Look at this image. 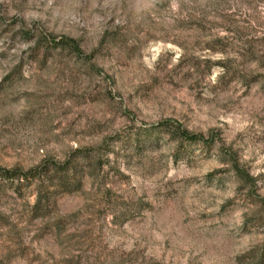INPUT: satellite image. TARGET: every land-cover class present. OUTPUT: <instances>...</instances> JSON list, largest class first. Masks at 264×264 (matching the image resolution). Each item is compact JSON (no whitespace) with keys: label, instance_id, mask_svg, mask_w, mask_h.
<instances>
[{"label":"rangeland","instance_id":"obj_1","mask_svg":"<svg viewBox=\"0 0 264 264\" xmlns=\"http://www.w3.org/2000/svg\"><path fill=\"white\" fill-rule=\"evenodd\" d=\"M69 162L0 264H264V0H0V170Z\"/></svg>","mask_w":264,"mask_h":264},{"label":"trees","instance_id":"obj_2","mask_svg":"<svg viewBox=\"0 0 264 264\" xmlns=\"http://www.w3.org/2000/svg\"><path fill=\"white\" fill-rule=\"evenodd\" d=\"M61 43H57L59 46ZM67 44V43H65ZM64 47L67 45H63ZM169 135L172 136L175 140H183L189 143H196L199 142V138L195 135L190 134L187 131L181 130V128H174V129H167ZM65 168L62 172L57 168L48 169L46 170H31L29 172H23L20 170H0V183L3 182H10L18 184V190H20L23 186V182H36L39 181L41 184V189L46 187L47 189H53L56 192L59 189L67 190L68 186H71L72 183L70 182L72 178V170L74 167L69 162L65 164ZM80 185V183H79ZM78 185V186H79ZM71 192V191H68ZM53 194V193H51ZM46 198V197H45ZM46 203V199L42 195H39L36 202V209H42V205ZM44 206V205H43Z\"/></svg>","mask_w":264,"mask_h":264}]
</instances>
